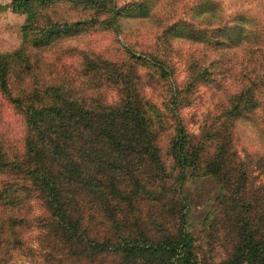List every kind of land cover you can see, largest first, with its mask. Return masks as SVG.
<instances>
[{
  "label": "rangeland",
  "instance_id": "obj_1",
  "mask_svg": "<svg viewBox=\"0 0 264 264\" xmlns=\"http://www.w3.org/2000/svg\"><path fill=\"white\" fill-rule=\"evenodd\" d=\"M115 1L121 11L147 1L148 16L123 15L119 19L120 31L116 33L104 23V16L62 2L40 12L41 19L47 12L60 22H79V34L60 38L47 47H35L30 43L33 32L28 37L23 33L25 14L14 0H0V55H9L13 61L8 71L9 89L12 95L23 96L35 88L62 84L84 94L105 95L111 101L117 97L114 91L107 88L100 91L84 75V54L117 64L131 63L127 47L145 56L157 55L169 66V77H160L153 67H134L140 76L141 93L148 103L153 128L158 131L165 173L155 179L141 175L145 185L141 191L147 192L134 199L133 206L126 208L120 218L130 219L134 212L146 225L154 218L176 233L181 215L186 231L194 239L195 264H234L239 244L236 215L239 212L226 214L225 207L230 201L225 205L221 202L222 196L230 195L231 190L226 181L205 174L203 164L199 169L188 168L183 182L179 180L180 169L171 154L178 123L172 97L183 92V102L177 107L178 120L196 139H209L205 150L208 156L216 143L211 137L218 133L230 139L231 150L236 152L233 159L242 163L247 176L243 213L249 224L257 225L264 234V0H202L214 5L210 14L198 18L191 17L192 5L198 0ZM174 21L191 24L196 39L164 35ZM232 26L241 28L239 38L227 34L226 30ZM194 72L203 74L191 86L188 83ZM239 92L251 93L255 106L235 117L229 109ZM26 132L23 114L0 90V142L9 157L22 156ZM7 179L0 177V182ZM22 201L23 208L16 215L20 226L15 228L14 235L21 243L15 242V249H6L7 264H117L118 259L109 253L92 256L73 253L68 244L49 234L46 225L50 214L42 200L30 196ZM172 203L176 204L175 212L170 214ZM78 207L90 235L100 240L115 236V222L105 218L96 207L87 200L79 201ZM179 208L181 214L177 212ZM121 221L126 233L128 223Z\"/></svg>",
  "mask_w": 264,
  "mask_h": 264
},
{
  "label": "trees",
  "instance_id": "obj_2",
  "mask_svg": "<svg viewBox=\"0 0 264 264\" xmlns=\"http://www.w3.org/2000/svg\"><path fill=\"white\" fill-rule=\"evenodd\" d=\"M14 1L26 16L24 36L33 32L30 43L35 47H47L60 38L79 34V22H60L47 12L41 19L40 12L62 2L104 16V23L116 33L120 31L119 19L123 15L144 18L150 10L147 1L124 11L115 0ZM213 5L210 1H196L191 17L210 14ZM226 32L239 38L241 28L232 26ZM193 34L191 24L185 21H174L164 31V35L176 39H190ZM231 38L226 35V39L232 41ZM126 53L131 63L117 64L88 53L83 57L84 75L100 91L106 88L114 91L117 97L111 101L105 95L84 94L62 84L14 96L8 85L13 61L9 55H0V90L23 114L27 128L21 157H9L0 142V177L8 178L7 182H0V264L9 261L7 248L15 249L13 244L21 243L14 237L15 228L20 226L16 215L23 208L22 200L30 196L41 199L48 210L49 234L68 244L77 255L109 253L118 259L117 264H195L194 239L185 229L183 216L180 215L176 233L154 218L146 225L134 212L130 219L120 218L126 208L133 206L134 199L147 192L141 191L145 186L141 175L155 179L165 173L157 143L158 131L153 128L134 66L153 67L162 78L171 75L169 66L157 55L145 56L129 47ZM202 74L194 72L188 85L199 82ZM181 93L172 97L178 123L171 154L180 169L179 180L183 182L185 170L199 169L203 164L205 174L226 181L231 193L222 196L223 205L230 201L225 212H239L236 213L239 244L234 264H264V234L257 225L251 226L243 213L246 171L242 163H235L236 152L231 150L230 139L214 134L210 139L216 140L215 149L208 156L205 150L209 139H196L186 131L178 120L177 107L184 98ZM234 97L229 109L232 116L238 117L242 110L255 106L251 93L239 92ZM81 200H87L105 218L115 222V236L100 240L90 235L78 207ZM175 206L172 203L169 207L170 214L175 212ZM177 212L181 214L182 209ZM116 217L128 223L126 233L121 226L124 223Z\"/></svg>",
  "mask_w": 264,
  "mask_h": 264
}]
</instances>
